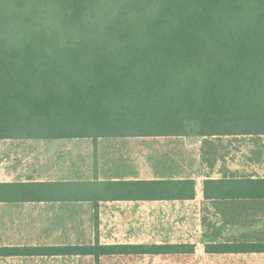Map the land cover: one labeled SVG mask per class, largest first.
Returning <instances> with one entry per match:
<instances>
[{"label":"trees","instance_id":"1","mask_svg":"<svg viewBox=\"0 0 264 264\" xmlns=\"http://www.w3.org/2000/svg\"><path fill=\"white\" fill-rule=\"evenodd\" d=\"M193 120L205 135L264 134V0H0V138L181 135ZM194 187L165 181V198H193ZM43 188L0 183V200L43 199ZM204 195L264 198V178L206 180ZM191 247L96 242L0 255H93L98 264Z\"/></svg>","mask_w":264,"mask_h":264},{"label":"crops","instance_id":"2","mask_svg":"<svg viewBox=\"0 0 264 264\" xmlns=\"http://www.w3.org/2000/svg\"><path fill=\"white\" fill-rule=\"evenodd\" d=\"M260 178L264 134L205 135L200 127L181 135L0 138V183L42 184L47 191L43 199L0 200V248L183 244L192 247L174 254L102 256L98 264H264V251L211 250L263 244L264 198L204 195L206 180ZM183 180L195 182V197L165 198V181ZM156 181L163 183L155 192ZM0 264L97 261L93 255H0Z\"/></svg>","mask_w":264,"mask_h":264},{"label":"rangeland","instance_id":"3","mask_svg":"<svg viewBox=\"0 0 264 264\" xmlns=\"http://www.w3.org/2000/svg\"><path fill=\"white\" fill-rule=\"evenodd\" d=\"M185 128H186V133H189L191 131H194L197 128H200V124L198 121L193 120V121H187L185 124ZM241 138H245L244 136H234L233 139L235 140H240Z\"/></svg>","mask_w":264,"mask_h":264}]
</instances>
